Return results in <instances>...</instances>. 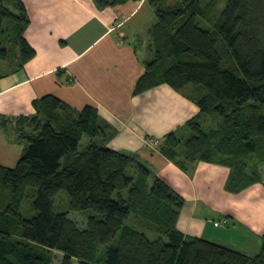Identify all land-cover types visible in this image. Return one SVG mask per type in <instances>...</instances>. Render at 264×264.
<instances>
[{
    "label": "trees",
    "instance_id": "trees-1",
    "mask_svg": "<svg viewBox=\"0 0 264 264\" xmlns=\"http://www.w3.org/2000/svg\"><path fill=\"white\" fill-rule=\"evenodd\" d=\"M94 1L104 9L143 0ZM147 1L158 23L135 95L169 85L201 110L187 133L167 135L163 153L184 171L199 162L228 167L233 194L262 183L264 0H229L218 17L222 0ZM26 15L21 0H0V38L12 33L0 61L16 70L37 55L24 36ZM34 108L16 122L17 142L26 145L18 164H0V264H54L57 252L62 264H264V236L254 255L186 236L178 227L185 200L162 178L151 183L153 172L135 157L109 148L114 135L98 109L78 111L55 95ZM63 191L69 208L56 212ZM31 199L38 213L27 218ZM90 210L85 227L71 218Z\"/></svg>",
    "mask_w": 264,
    "mask_h": 264
},
{
    "label": "crops",
    "instance_id": "crops-1",
    "mask_svg": "<svg viewBox=\"0 0 264 264\" xmlns=\"http://www.w3.org/2000/svg\"><path fill=\"white\" fill-rule=\"evenodd\" d=\"M21 1L30 21L24 36L37 55L21 70L0 63V122L10 119L0 128V164L12 168L24 154L16 122L36 114V100L55 95L78 111L92 106L114 135L109 148L135 157L153 172L151 183L160 177L185 200L178 227L186 236L260 247L264 165L263 182L240 194L227 191L228 167L199 162L184 171L162 146L167 135L187 133L199 106L169 85L135 95L146 72L142 60L151 56L149 31L158 23L151 3L100 9L94 0Z\"/></svg>",
    "mask_w": 264,
    "mask_h": 264
},
{
    "label": "rangeland",
    "instance_id": "rangeland-1",
    "mask_svg": "<svg viewBox=\"0 0 264 264\" xmlns=\"http://www.w3.org/2000/svg\"><path fill=\"white\" fill-rule=\"evenodd\" d=\"M181 1H183V0H172L171 5H173V4L175 5ZM228 1L229 0H222V2L219 4L218 9H217V13H216L217 17L220 15V13L222 11L225 10V8L227 7ZM157 21H158V19H157V17H155V23ZM200 24L202 27L208 28L207 22L200 21ZM11 26H13V24H11V21L6 20L4 23L5 29L11 28ZM209 28H210V26H209ZM11 37H12V33H9L5 37L0 38V45H2L3 47H8V43L3 39L11 40ZM11 48H12V46H11ZM10 58H11V55H10ZM0 63H1V61H0ZM205 120H206L205 121V123H206L205 128L208 130L210 128V126L213 125L214 123L211 122L210 116H207V118ZM15 133H16V130H13V129L10 130V134H15ZM18 158H19L18 161H16L17 163H13L12 168H15L16 165L18 164L19 160L21 159V157H18ZM68 208H69V198H68L67 193L65 191H63L55 198L54 209L56 210V212H66L68 210ZM37 213H38V211L35 209L34 200L31 199L29 202L27 200L24 203L23 208H22L23 216L28 218V217L36 215ZM90 213H91V210L87 211L85 213H72L71 218L74 221H76V223L79 226L85 227V224H86V221H85L86 215L85 214H90ZM262 244H263V242L260 244V247H259L258 243L253 244L252 246H249V247H245L243 244H237L234 247L231 246V248H233L239 252H242V253L254 255V254L260 252V250L262 248ZM62 261H63V255L61 253L57 252L54 264H62ZM73 264H79V263L77 261H74Z\"/></svg>",
    "mask_w": 264,
    "mask_h": 264
}]
</instances>
